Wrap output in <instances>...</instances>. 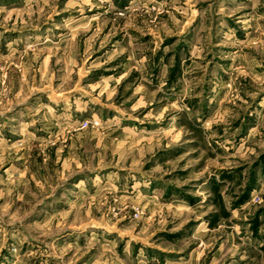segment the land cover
<instances>
[{"label":"rangeland","instance_id":"374dc122","mask_svg":"<svg viewBox=\"0 0 264 264\" xmlns=\"http://www.w3.org/2000/svg\"><path fill=\"white\" fill-rule=\"evenodd\" d=\"M0 264H264V0H0Z\"/></svg>","mask_w":264,"mask_h":264}]
</instances>
